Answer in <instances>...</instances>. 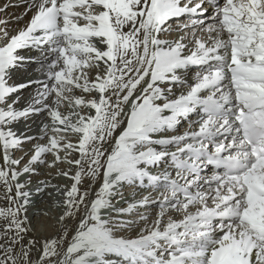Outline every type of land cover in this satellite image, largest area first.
Segmentation results:
<instances>
[{
  "label": "snow or ice",
  "instance_id": "snow-or-ice-1",
  "mask_svg": "<svg viewBox=\"0 0 264 264\" xmlns=\"http://www.w3.org/2000/svg\"><path fill=\"white\" fill-rule=\"evenodd\" d=\"M33 6L23 30L10 35L0 27V201L6 202L0 206V264H264V0H223L212 23L198 18L207 11L200 0H33ZM185 15L197 17L183 25L188 31L174 41L163 39L169 21ZM44 45L56 54L47 73L52 83L42 82L32 104L18 110L19 97L8 102L28 86L8 81L26 60L18 51ZM101 67L103 75L98 71L90 80L87 70ZM192 67L201 69L196 82L169 99L165 91L172 89L160 85H183V73ZM74 89L97 97H73ZM62 104L72 111L62 114ZM197 109L203 113L197 131L161 135ZM40 112L52 121L42 128L49 142L17 171L12 166L20 161L10 150L33 137L18 136L10 126ZM68 134L78 135V142L66 140ZM60 152H78L80 159ZM49 153L55 162L78 168L74 175L63 173L74 181L64 195L66 215L81 218L66 247L57 238L41 241L33 260L36 241L24 242L31 193L19 179L35 174L33 165L46 163ZM169 161L176 178L148 170ZM207 166L222 171L208 179L201 175ZM85 180L100 181L91 196L81 189ZM41 184L37 192L48 187ZM123 184L169 193L159 201L154 225L134 239L116 232L130 226L122 217L148 200L116 208L113 198ZM166 207L185 215L161 228Z\"/></svg>",
  "mask_w": 264,
  "mask_h": 264
},
{
  "label": "bare ground",
  "instance_id": "bare-ground-1",
  "mask_svg": "<svg viewBox=\"0 0 264 264\" xmlns=\"http://www.w3.org/2000/svg\"><path fill=\"white\" fill-rule=\"evenodd\" d=\"M218 4V2L214 3ZM216 5L209 8L207 15L204 17L205 23H212L214 20L215 15V8ZM203 7L206 9L208 8L206 4L203 5ZM0 8H5L6 10L3 12H0V20L6 21V24L0 25V27H4L8 30L10 35H15L18 31L23 30L28 25L30 19L34 15L36 9L33 6V0H0ZM183 20H187L185 23L182 24ZM190 18L188 16L184 18H177V26L170 27L171 31L168 34H165L162 36L163 39L174 41L178 39L181 35L184 34V32H187L188 29H183L184 24L190 23ZM175 29V30H174ZM178 29H183V31H178ZM187 43V39L184 41ZM42 53V52H40ZM26 60L21 64L20 70H22L21 74L23 79L19 82L20 84L27 83V87H24L21 89L19 93L13 94L11 97H9L8 102L11 103L13 100H15L17 97H19V103L15 104V108L18 110H23L27 108L30 104H32L33 98L36 97L37 93L42 91V82L51 84L52 81L48 79L47 73L49 71V64L55 60L56 54L51 51H46V53H42L41 57L35 56L32 53L25 55ZM57 69H53L55 71ZM193 70H195L194 73H197L198 69L193 68L189 69L188 71L183 73V80L185 83L183 85H172V84H161L160 87L164 89L171 88L172 91L169 93L165 91V95L169 99H175L181 94H186L189 91V86L193 85L196 80V78L193 77L194 73H191ZM89 79L94 80L97 72L99 71L101 75H103V67L100 69L92 68L87 70ZM18 77L13 76L10 78L11 82L16 81ZM29 81L32 83L29 85ZM18 83V85H19ZM143 87V84L140 86ZM137 92H139V88L137 89ZM73 97H83L86 100L96 98L97 93H84L79 89H74L73 93L71 94ZM202 95H206V93H202ZM53 97H49L47 103H52ZM164 101L160 100L157 101V103H163ZM55 107V104L52 105ZM36 107H39V105H36ZM62 114H68L72 111L70 107H68L67 104H62L60 106V109ZM127 110V106H125V111ZM81 112L84 114H93L94 110H91L89 108H82L80 109ZM203 114L199 109L196 110V112L189 115V117L186 120L181 121V123L178 125V128L175 132L168 133L170 136H177L184 132H191L197 129L199 126V121L201 120V117ZM75 119V117L73 118ZM48 124L51 127L52 121L51 118L47 115L45 112H40L39 114H33L26 118H22L19 121L12 124L10 127L11 129L18 135H24L33 137L32 140L23 143L25 151L22 150H10V154L12 152H15L18 154V160L20 161V164L16 167H20L17 169V171H21L24 166L29 164L30 158H27V155L29 153L34 154V150L43 145L48 144V137L43 136L42 128L43 125ZM126 124V121H125ZM125 125H121V129ZM121 129H117V134ZM43 136V138H41ZM70 136V137H69ZM66 137L70 138V141L72 143H77L79 140V136L76 134H68ZM115 139V137L113 138ZM31 143V144H30ZM111 145L112 141H109L108 145H106V150L111 151ZM72 155L68 156L64 152H60V156L62 158L67 157L71 160L80 159V155L78 152H72ZM17 157V156H16ZM44 159L46 163L44 164H38L39 167L37 168L36 165H33L35 168V174H30L26 180L23 182H27V187L24 189V191H28L31 193L30 196V202L32 201V198L34 196H37V201L33 206H30V203L27 206L26 215L28 220L29 216L32 214L35 216H41L46 215L45 213L48 212L50 215L51 212L54 210V214H56L59 218V221L56 222L53 226V229H50L49 227L45 230V234L39 236L37 233H33L29 227V231L24 234L25 239L24 242L27 243L29 240L36 241L35 248L32 252L33 260L40 254V242L44 240H50L52 238H57L61 241V247L64 248L67 246L68 243L71 242L72 235L74 234L76 227L78 225L80 214H76L72 217H68L66 215V208H65V195L64 193L68 191L74 184V181L72 179H65L64 181H61L64 179L63 173L69 172L70 175H74L78 168L74 165V168H71L64 164L65 162H55V157H53V154L49 153L44 156ZM55 163V165L59 164V170L56 171V169L53 166H49ZM61 163V164H60ZM45 164H47L45 167ZM22 167H21V166ZM41 166V167H40ZM0 167H5L2 154H0ZM15 168V165L12 166ZM207 173H202L201 175L205 178L210 179L216 172L212 169H208L205 171ZM61 173V174H60ZM62 178V179H61ZM41 182H46L48 187L44 191L37 192L38 188L42 187ZM100 181H93L90 182L88 180H85V182L81 185V189H89L90 196L91 192L95 190V188H98ZM91 184V187H90ZM207 185H203L201 190H206ZM139 189L136 188L134 185H127L124 184L123 187L119 188V194L115 196L113 199V204L116 208H124L127 209L129 204H134L135 200L133 198L139 193ZM0 192H2V189H0ZM165 192L162 194L161 198H163ZM167 195H169L167 193ZM117 199H122L123 204ZM156 201L154 199H149L148 203L144 206H137L131 210V213L129 215H124L122 219L130 226L124 229H120L116 232L117 236H122L124 238H137L142 230H139V225L142 224L143 229L145 227H150L154 225L157 218L159 217V214L161 212L160 203H155ZM6 202L0 201V206H3ZM211 205V201H209ZM48 206H51L52 211H49ZM36 208V210H35ZM50 208V207H49ZM50 209V210H51ZM46 212H45V211ZM60 210V212H58ZM197 209L196 207H190V212H195ZM165 215L163 217V224H161V228H163L164 224H166L169 219L180 221L183 219L185 213L183 211H177L175 209H172L170 207H166L164 209ZM48 216V215H47ZM64 216L65 219L61 220V217ZM53 217V216H52ZM141 217H146L147 219L142 220ZM50 218V217H49ZM45 218H41L40 220L44 221ZM38 220V219H37ZM33 224V223H32ZM46 224V223H45ZM48 225V224H47ZM52 228V227H51ZM29 247H32V245L29 244ZM112 257V256H111ZM118 259V258H117Z\"/></svg>",
  "mask_w": 264,
  "mask_h": 264
},
{
  "label": "rangeland",
  "instance_id": "rangeland-1",
  "mask_svg": "<svg viewBox=\"0 0 264 264\" xmlns=\"http://www.w3.org/2000/svg\"><path fill=\"white\" fill-rule=\"evenodd\" d=\"M174 24H176V22H174L173 23V25ZM172 25V24H171ZM70 137V136H69ZM69 137H66V140H70V138ZM31 144V143H30ZM18 150H22V151H25L26 149H24V147H23V145H21V147L18 149ZM65 154H67L66 152H64ZM11 156H12V158L13 159H15V160H18V154H16L15 152H12L11 154H10ZM68 155V154H67ZM72 155V154H71ZM17 156V157H16ZM32 156V153H29L28 155H27V157H26V159L27 158H30ZM53 157H55L54 155H53ZM61 164V163H60ZM64 164H66L67 166H69V167H71V168H74V165L73 164H69V163H67V162H65ZM42 165V164H41ZM47 164H45V167H47L46 166ZM21 166V165H20ZM23 166V165H22ZM21 166V167H22ZM38 167H39V165H38ZM37 167V168H38ZM41 167V166H40ZM18 168H20V167H16L15 166V169L17 170ZM54 168L56 169V171H60L59 170V164L58 165H55L54 166ZM61 172V171H60ZM61 174V173H60ZM61 176H63L64 177V179H62L61 181H64L65 179H69V177H66L65 175H61ZM50 207V208H49ZM48 209H49V211H52V209H51V206H48ZM51 209V210H50ZM35 210H36V208H35ZM45 211V210H44ZM46 212V211H45ZM54 212V210L51 212V214H53V215H50L48 212H46L45 214L46 215H39V216H33L32 214L29 216V219L30 220H28V223H29V227H30V229H31V231L34 233H39L38 235L39 236H41V234L42 235H44L45 234V230L49 227L50 229H53L54 227L53 226H55L56 225V222H58L59 221V218H57L58 216L56 215V214H54L53 213ZM58 212H60V210H58ZM48 215V216H47ZM53 216V217H52ZM40 217L41 218H45L44 219V221L42 220H40ZM50 217V218H49ZM38 219V220H37ZM33 223V224H32ZM46 223V224H45ZM48 224V225H47ZM52 224H55V225H53L52 226ZM144 226V225H143ZM143 226H142V224H140L138 227H139V230H142L143 231ZM52 227V228H51Z\"/></svg>",
  "mask_w": 264,
  "mask_h": 264
}]
</instances>
